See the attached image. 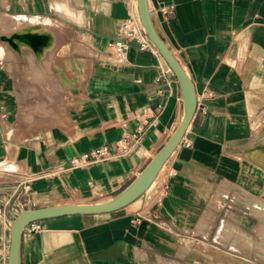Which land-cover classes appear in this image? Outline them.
<instances>
[{
    "label": "crops",
    "instance_id": "1",
    "mask_svg": "<svg viewBox=\"0 0 264 264\" xmlns=\"http://www.w3.org/2000/svg\"><path fill=\"white\" fill-rule=\"evenodd\" d=\"M147 1L195 84L198 107L183 142L153 190L127 205L23 230L21 264H264V0ZM0 16L37 22L54 37L38 54L0 58V167L18 171L20 188L15 208L0 206L7 264L19 209L113 198L170 138L184 100L156 45L141 48L123 31L137 17L139 35L150 40L137 0H0ZM119 39L125 60L114 50ZM27 101L39 104L26 109ZM139 126L127 152L73 161Z\"/></svg>",
    "mask_w": 264,
    "mask_h": 264
},
{
    "label": "water",
    "instance_id": "2",
    "mask_svg": "<svg viewBox=\"0 0 264 264\" xmlns=\"http://www.w3.org/2000/svg\"><path fill=\"white\" fill-rule=\"evenodd\" d=\"M137 2L139 17L147 35L159 49L180 83L184 100L183 118L170 138L157 151L136 178L113 198L103 202H63L19 209L10 225V244L7 264H21L20 247L22 231L30 222L68 214H91L113 211L135 200L153 182L165 161L177 149L184 138L187 127L198 107V96L195 84L187 70L155 28L148 1L137 0Z\"/></svg>",
    "mask_w": 264,
    "mask_h": 264
},
{
    "label": "rangeland",
    "instance_id": "3",
    "mask_svg": "<svg viewBox=\"0 0 264 264\" xmlns=\"http://www.w3.org/2000/svg\"><path fill=\"white\" fill-rule=\"evenodd\" d=\"M7 21H10V20L7 19L5 16H0V43L2 45H4L6 50L8 51V53H6L4 51V53L0 55V58L9 57V56H12L13 54H19L23 50L28 51V48L26 49V47H25V49H23L24 47H21L22 45H24L26 43L21 42V41L17 42L16 39H14L16 34H20L19 32H22L24 34L27 33L30 35L39 34V35H43V36H51V41L46 42V45H45L46 50L52 48V46L54 45V41H53L54 37H53L51 31L48 30V28H46L45 26L37 24V22H31V21L30 22H27V21L23 22L22 20L17 21V22H12V21L7 22ZM29 25L32 26V27H30L31 32L27 31V28H25ZM5 26H8L11 30H13V29L14 30L20 29V30H18V31L15 30V31H13V33L7 32L4 29ZM14 26H16V28ZM12 27H13V29H12ZM16 43H19L20 48L15 45ZM29 52H30V50H29ZM30 54H32L33 56L36 57L35 54H33V53H30ZM44 54H42V56L39 57L38 59L42 58ZM18 72H20V71H18ZM20 78H21V76H20ZM21 85H22V82H21ZM26 87H27V84H26ZM32 87H34V86H32ZM38 104H39V102H37V101H30V102L27 101L25 108L26 109L37 108ZM24 119H25V117L18 116L15 118V122H16V124L21 126L23 123H25ZM28 120L30 121V126H34V125L36 126L38 124L39 117L31 116ZM18 174H19L18 171L14 170L12 167H6V166L0 167V206L2 208L4 206L6 207V209H11L12 207H14V208L16 207L15 202L18 201L17 196L20 193V188L18 187V182H17ZM155 186L156 185L154 184L150 190H153V188Z\"/></svg>",
    "mask_w": 264,
    "mask_h": 264
},
{
    "label": "built area",
    "instance_id": "4",
    "mask_svg": "<svg viewBox=\"0 0 264 264\" xmlns=\"http://www.w3.org/2000/svg\"><path fill=\"white\" fill-rule=\"evenodd\" d=\"M165 9L167 11H170V8L165 7ZM139 22H140L139 18L131 16L126 21L123 22L122 28L126 35L131 37L137 36L141 48H147L151 44V40L145 39L143 38V36L139 35L138 33ZM113 43H114V50L119 60H125L127 46H128L127 43L122 39L115 40ZM143 132H144V127L139 126L136 132L132 134L123 135L117 140H115V142L105 143L101 146L87 150L81 153L78 157L74 158L73 161L77 162L80 160H98L100 158L107 156L113 150L125 153L130 149V147L134 142L139 140ZM190 143H191L190 141L185 142L187 146H189ZM24 188L25 189L30 188L29 178L27 176L25 177L24 180ZM164 188L167 189L168 185L165 184ZM41 228H42V222L40 220H35L30 222L23 230L24 231L28 230V232H33Z\"/></svg>",
    "mask_w": 264,
    "mask_h": 264
},
{
    "label": "bare ground",
    "instance_id": "5",
    "mask_svg": "<svg viewBox=\"0 0 264 264\" xmlns=\"http://www.w3.org/2000/svg\"><path fill=\"white\" fill-rule=\"evenodd\" d=\"M23 22H24V20H22ZM15 24V23H14ZM17 24V23H16ZM26 24V23H25ZM18 25V24H17ZM21 26V25H20ZM15 28H16V26H14ZM18 27V26H17ZM30 27H32V26H27V27H25V28H27V31H30L31 32V30H30ZM4 29H5V31H7V32H12L13 33V31H15V30H20V29H13V27H12V29L13 30H11L8 26H5L4 27ZM22 29V28H21ZM40 30V29H39ZM36 31V30H35ZM38 31V30H37ZM6 32V33H7ZM33 32V31H32ZM40 32V31H39ZM5 33V32H4ZM20 34H16L15 35V37H14V39H16V41L17 42H19V41H21V42H24V43H26V44H24V45H22L21 47H24L23 49H25V47H26V49L28 48V49H30V50H32V51H34V52H36L37 54L38 53H40V52H42L43 51V49H44V47H45V45H46V42L47 41H51V36H43V35H39V34H34V35H30V34H27V33H22V32H19ZM146 33V32H145ZM13 39V40H14ZM13 43V42H12ZM16 46H18L19 48H20V45H19V43H16L15 44ZM26 45V46H25ZM15 49V48H14ZM4 51L5 52H7V50H6V48H5V46L4 45H2L1 43H0V55L1 54H3L4 53ZM165 164H163V166H164ZM163 166L161 167V169L163 168ZM161 169H160V171H161ZM154 181H155V179L153 180V182L149 185V187L148 188H150L152 185H153V183H154ZM103 202V201H102Z\"/></svg>",
    "mask_w": 264,
    "mask_h": 264
}]
</instances>
